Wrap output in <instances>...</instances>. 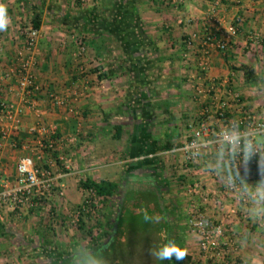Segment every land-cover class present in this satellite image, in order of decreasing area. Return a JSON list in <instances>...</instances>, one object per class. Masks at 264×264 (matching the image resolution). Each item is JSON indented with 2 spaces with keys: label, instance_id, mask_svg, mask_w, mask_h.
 Returning <instances> with one entry per match:
<instances>
[{
  "label": "crops",
  "instance_id": "crops-1",
  "mask_svg": "<svg viewBox=\"0 0 264 264\" xmlns=\"http://www.w3.org/2000/svg\"><path fill=\"white\" fill-rule=\"evenodd\" d=\"M0 3L7 6L10 18L7 30L0 31V100L20 102L17 76L8 73L17 66V52L35 19L40 31L35 75L42 90L34 97L36 109L26 111L4 141L0 190L14 184L18 160L25 155L37 158V164L50 168L55 176L53 190L36 207L12 209L0 203V264H46L32 258L37 257L35 252L26 253V242L32 241L37 242L34 248L53 241L64 250H51L59 258L69 257L72 247L83 241L106 244L105 255L111 264H166L150 255L134 259L139 251L130 240L138 234L132 229L138 224L137 217L125 219L127 214L122 217L120 213L142 204L152 209L158 201L164 223H179L178 215L189 207L185 188L193 181L202 184L209 217L222 220L229 208L239 209L233 194L204 171L202 162L183 167L182 149L198 120L217 127L210 114L215 95L228 102V118L239 119L251 112L264 120V92L255 91L264 82V0ZM228 23L236 24L238 33L225 52L209 50L210 68L201 78L203 38L208 33L222 38ZM191 34L196 39L184 58V40ZM82 45L86 52L79 55ZM224 79L229 83L221 88ZM193 84L210 92L206 97L196 96ZM227 90L238 93L239 102ZM50 93L62 97L65 104L51 102ZM205 109L209 113L204 114ZM37 123L53 126L62 138L77 134V141L42 155L35 137L28 133ZM67 158L71 159L68 170L63 166ZM253 171L250 183L256 182ZM85 179L113 182L118 189L114 196L98 200L94 214L82 220L85 230L78 231L71 226L72 212L84 203L81 183ZM236 225L254 227L238 215L227 220L226 232L235 240ZM140 236L141 242L152 241L147 234ZM190 244L186 238L182 247L194 260L197 249ZM252 252L241 248L236 257L243 260Z\"/></svg>",
  "mask_w": 264,
  "mask_h": 264
},
{
  "label": "built area",
  "instance_id": "built-area-1",
  "mask_svg": "<svg viewBox=\"0 0 264 264\" xmlns=\"http://www.w3.org/2000/svg\"><path fill=\"white\" fill-rule=\"evenodd\" d=\"M215 4H218V2ZM215 4L213 3V12L216 6ZM223 30V37L220 39H217V37L210 33L203 38L204 56H202L203 58L199 63V68L202 71L201 78H204L208 74L210 68L207 55L209 50L216 49L217 51L225 52L232 38L238 33V26L233 23H228ZM39 37L40 31L37 28H29L26 31L24 46L16 55L17 66L12 68L8 73L9 75L13 73L17 76V89L20 102L14 104L0 100V156L3 151L4 141L8 138L9 130H16L18 128L20 117L26 111L36 109L37 102L34 97L42 91L35 75L37 55L39 53ZM195 39L196 34H191L184 40V58H188V53L192 50ZM85 52L86 47L83 45L80 46L78 50L79 55H83ZM228 83L229 80L224 79L220 82V87L224 88ZM192 90L199 97H206L210 92L197 84H193ZM227 92H229V95L227 93L225 95L230 96L233 101L239 102L238 93L230 90H227ZM48 97L56 105L65 104V100L57 94L50 93ZM214 99L216 104L210 114L216 120V128H219L232 119L228 118L227 115L228 102L221 98V95H215ZM205 113H209L207 109L204 110ZM249 119L263 120L251 112H244L239 118L243 123H247ZM192 129L193 138L194 135L201 131L208 134L213 128L212 124L202 119L198 120L197 127H192ZM28 133L35 137L36 148L42 155H48L58 150L61 146L71 145L77 141V134L62 138L53 126L43 123H37L31 126L28 129ZM192 138L182 149L185 158L183 167L185 168L190 164L197 163L196 160L190 158L187 151V145L191 142ZM36 160L32 155L22 156L18 160L14 184L3 186L0 190L1 204L12 209H29L38 205L37 199L47 198L53 190L55 176L50 168L40 167ZM60 160L65 161V158L60 157ZM70 164L71 159L67 158L63 165L64 169L68 170ZM249 168L254 169L253 174L255 181H257L259 179L258 156L252 158ZM226 191L232 194L228 190ZM185 192L189 201V207L186 211L187 225L191 233L197 238V257L192 260L191 264H243V260L236 257L241 250L240 245L233 237L228 236L226 232L227 220L230 221L238 215L242 221H246L239 212V209L237 207H231L224 213V219H213L205 211L204 205L207 199L203 194V187L200 181L188 183ZM98 200L93 190H87L84 200L85 209L83 211L81 209L73 210L71 223L73 225L78 224L80 219L84 218L85 215L87 217L93 213L98 205ZM219 207L222 209V203H219ZM205 220L207 221L206 225L200 223Z\"/></svg>",
  "mask_w": 264,
  "mask_h": 264
},
{
  "label": "clouds",
  "instance_id": "clouds-1",
  "mask_svg": "<svg viewBox=\"0 0 264 264\" xmlns=\"http://www.w3.org/2000/svg\"><path fill=\"white\" fill-rule=\"evenodd\" d=\"M10 23L7 6L0 3V31H6ZM264 92V82L256 87ZM190 158L202 162L206 173L214 176L231 192L239 205V212L252 226H234L236 242L242 249H254L243 258V264H264V120L249 119L247 123L233 119L208 134L203 131L193 136L187 145ZM258 156L259 179L250 183V162ZM146 224H160L166 217L138 210ZM203 225L207 221L200 222ZM106 244L100 246L81 241L69 253V264H111L105 255ZM149 255L157 261H183L188 256L165 232L158 243L149 248Z\"/></svg>",
  "mask_w": 264,
  "mask_h": 264
},
{
  "label": "rangeland",
  "instance_id": "rangeland-1",
  "mask_svg": "<svg viewBox=\"0 0 264 264\" xmlns=\"http://www.w3.org/2000/svg\"><path fill=\"white\" fill-rule=\"evenodd\" d=\"M140 209H145L144 206H143V204L142 205H138L136 208H132L130 211L127 212V215L125 217L122 216L125 219L128 216L129 217L130 216L131 217L134 216L135 217L134 219H136V217H137L138 224L136 226H133L132 229H135L137 231L136 233H138V234H136V236L134 237V239L130 240L131 241L130 244L132 245V247L134 245V249L137 250V251H139V254H137L134 259L140 258V260H141V256L143 258L145 256L148 257L149 256V248L153 244L158 243L160 241L159 240L160 239L159 237H161L160 236L161 234L164 235V233H165L164 231L166 229H167V231L169 229V231L167 232L168 236L170 238H172V239H175V241L177 243L182 244V242L184 240H186V238H188V241L191 242L190 245L193 246V250L197 249V239L191 233V231L189 230L188 225H187V221H186V219H184V217L186 216V212H185V214H183L184 213L183 212V213H180L178 215V221H179V223H175L173 225H171L169 223V225L168 224L166 225L164 223V221H163L160 224H156V225L155 224L154 225L152 224V225H150V224H146V223L143 222L142 216L138 212V210H140ZM149 214H150V212H149ZM49 216H51V215L49 214ZM71 226L73 228L74 225H71ZM163 227H164V229H163ZM76 229L77 228L74 226L73 230H76ZM84 230H85V228H84ZM82 232L85 233L84 231H82ZM140 234H147V235H149L150 237H152V239H150L152 241H147V239L146 240L144 239L145 241H142L141 242V236H140ZM155 235L157 236L156 238L154 237ZM82 236H83V234H82ZM36 243L37 242L34 243L33 241L32 242H28V243L26 242V245H27L26 247H25V244H23L21 242H19V243L17 242L16 245H19L20 248L22 246L25 247L26 253H28L29 251L30 252H35V255H37V257H34L33 256L32 258H34V260H37L39 262L40 261H45L46 264H47L49 261H51V259L47 255V252H48L47 248L50 247L51 249H55V247H56L55 245L56 244L53 241L51 243L47 244V241H46V244L45 243L43 245L42 244H40V245L37 244L35 246V248H34V245ZM36 250H38V251L36 252ZM40 257H42V259H40ZM132 257H134V256H132ZM135 261L138 262L139 260H135ZM129 263L130 262L125 263V264H129Z\"/></svg>",
  "mask_w": 264,
  "mask_h": 264
},
{
  "label": "trees",
  "instance_id": "trees-1",
  "mask_svg": "<svg viewBox=\"0 0 264 264\" xmlns=\"http://www.w3.org/2000/svg\"><path fill=\"white\" fill-rule=\"evenodd\" d=\"M39 24L37 22V20H33V23L31 24V28H38ZM245 70L246 67H245ZM247 72L248 70L245 72V74L247 75ZM82 187L84 188V191L86 192L87 190H93L97 196V198L99 200H102V199H106V198H109V197H112L114 196L115 194H117V189H118V185L116 183H113V182H109V181H99V182H95L93 180H89V179H85L82 183H81ZM44 199V198H43ZM42 199H37V202L40 203ZM85 204L83 203V205L79 208L81 209V211H83L85 208ZM148 208H151V206L149 205ZM150 212V214H161L162 215V211L160 209V206H159V203L158 201H155L154 205L152 204V209H148ZM125 211H121L120 213V216H124L126 215L127 213L124 214ZM94 214V211L93 213H91L90 215ZM89 215V216H90ZM86 217V215L84 216ZM84 218L80 219L79 223L78 224H75L74 226L78 229V230H83V220ZM73 225V224H72ZM164 229V227H163ZM169 231V229H168ZM167 229L164 231V232H168ZM51 243V242H50ZM49 244V243H47ZM179 244V243H178ZM181 247H182V244H179ZM56 248H58V252H61V251H64L63 248H60L58 247L59 245H55ZM48 252H47V255L48 257L51 259V262L52 264H69V258L66 257V256H62V257H54L52 255L53 251L51 252V249L50 247L47 248ZM166 261V264H191L192 263V260H191V256L188 255L187 258L183 261H176L175 259L169 261V260H165Z\"/></svg>",
  "mask_w": 264,
  "mask_h": 264
}]
</instances>
